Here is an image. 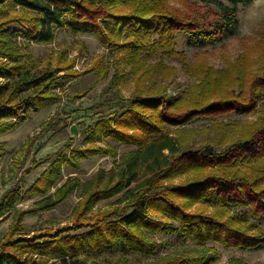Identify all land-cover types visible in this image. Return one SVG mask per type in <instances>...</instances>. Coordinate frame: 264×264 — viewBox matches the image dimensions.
I'll return each mask as SVG.
<instances>
[{"label": "trees", "instance_id": "1", "mask_svg": "<svg viewBox=\"0 0 264 264\" xmlns=\"http://www.w3.org/2000/svg\"><path fill=\"white\" fill-rule=\"evenodd\" d=\"M179 1L194 4L180 10L171 0H0V136L61 103L58 91L83 76L73 71L75 60L66 62V51L58 55L55 65L49 61L40 66L24 51L30 43L54 42L60 29L93 35L115 55L116 73L104 91L108 99L97 108L117 107L88 127L86 146L75 149V138H70L56 153L32 161L31 169L48 164L29 190L33 197H41L32 207L18 208L19 184L0 197V224L11 219L7 235L0 240V264H99L101 256L113 253L121 258L100 264H129L132 255L150 259L143 264H215L219 254L207 247L212 243L247 251L264 249L260 231L264 221V35L257 47L260 70L253 75L246 72L245 56L216 71L202 58L207 53L189 61L177 45L180 35L201 49L234 35L239 27L238 6L254 0ZM12 25L17 28L11 29ZM153 35L157 41H151ZM159 50L163 59L178 62L198 83L186 91L180 89L177 97L157 88L156 80L170 78L174 71L161 63L148 64ZM104 59L88 72L99 68L107 78L110 69ZM129 75L136 89L125 99L120 88ZM250 114L257 119L217 123L221 118ZM53 120L27 140L20 156L29 155ZM201 120L221 126L223 136L216 145L195 148L192 138L185 137L191 134L190 126ZM106 139L137 149L82 185L71 223L26 234L28 215L54 210L78 189L80 181L75 176L59 186L65 164L79 170L80 161L94 156L118 158L114 148L97 146ZM6 147L0 142V167ZM112 199L116 200L109 208L97 211L100 203ZM158 236H174L207 249L199 255L160 256L170 243L157 240Z\"/></svg>", "mask_w": 264, "mask_h": 264}, {"label": "rangeland", "instance_id": "2", "mask_svg": "<svg viewBox=\"0 0 264 264\" xmlns=\"http://www.w3.org/2000/svg\"><path fill=\"white\" fill-rule=\"evenodd\" d=\"M171 4L180 10H186L187 6H192L194 3L171 0ZM201 5L198 4V7L202 8ZM238 9L239 27L234 35H225L216 44L208 45L202 49L190 45L188 38L180 35L177 40L178 51L186 52L189 61H193L201 52L207 53L202 58H204L210 68L216 71L227 68V66L236 63L239 57L245 56L246 72L250 71V74L253 75L254 72L260 70L258 63L260 52L257 47H260L264 35V0H254L249 5L241 4L238 6ZM202 12L205 13L206 9H203ZM10 27L11 29L17 28L15 25ZM20 40L23 42L22 38ZM157 40V36L153 35L151 41ZM24 51L29 53L39 66L47 64L49 61L50 64L55 65L58 55L66 51L68 53L66 62L70 63V61L75 60L76 63L73 71L83 74L82 77L70 82L58 91L62 95L61 103L33 114L28 121L19 124L15 130L0 136V142L7 144L6 151L1 157L0 197L16 184H19L22 189V201L18 204V208L25 210L32 207L41 199L40 196L33 197L30 195L29 190L36 179L48 169V164L38 169H31L32 161L40 160L51 153H56L70 138H75V149L86 146L85 139L89 133L88 127L93 128L103 113L109 114L116 110L117 107L110 108L106 106L102 109L97 108L98 105H102L108 99V94L104 91L107 89L112 77H114L116 69L113 66L115 55L93 35L83 33L73 34L66 29H60L57 30L54 42L30 43L29 47L25 48ZM161 53L162 51L159 50L158 54H155L148 64L157 66L161 63L167 69L172 68L174 71L170 78L162 77V79L156 80L158 81L156 84L157 88L162 87V89L166 90L168 96L177 97L181 90L186 91L190 84L198 83L195 78L185 73L178 62L172 61L167 57L163 59ZM102 57H105V63L109 65L108 68L110 69L107 78H103V72L99 68L92 73L88 72ZM196 62L194 61V63ZM122 69L127 70L128 68L124 66ZM120 89L125 99L133 96L136 85L130 75L125 78ZM53 118V122H55L51 129L42 134L29 155L23 154L20 156L19 152L27 140L43 132V126ZM255 119H257V116L253 114L247 116H229L225 119H219L220 122L217 123L228 124L235 121L246 122ZM215 123L209 120L198 121L190 126V129H192L191 134L186 133L185 137L192 138L191 141L193 143L191 145L195 148H201L207 143L216 145L222 139L223 131L221 126ZM73 126L76 127L79 133L78 136H75L71 132ZM97 146L103 149L114 148L118 158L112 154L108 156H94L89 160L80 161L79 170L65 164L63 180L59 186L67 178L75 176L80 181L78 189L73 192L67 201L54 210L37 215H28L24 222L26 234L32 235L36 231L55 230L58 227L71 223L72 212L81 199L82 185L91 180L99 171H110L121 156L137 149L135 146L120 145L112 139H106L103 143H97ZM65 153L69 155L70 150H66ZM23 159L26 162L22 168L21 162L24 161ZM52 191L55 192L56 188ZM115 200L112 199L100 203L96 208L97 211L109 208ZM10 224L11 219L9 218L0 224V240L7 235ZM260 231L264 234V221L261 223ZM156 239L170 243V246L162 249L160 256L173 254L174 252L199 255L207 247H213L219 254L218 261L215 264H264V249L247 251L243 248H227L213 243L204 247L184 242L174 236L168 238L158 236ZM101 258V260H97V263L100 264L104 259L116 261L121 258V255L119 253L105 254ZM148 261H150L149 258L132 255L128 263L143 264Z\"/></svg>", "mask_w": 264, "mask_h": 264}, {"label": "water", "instance_id": "3", "mask_svg": "<svg viewBox=\"0 0 264 264\" xmlns=\"http://www.w3.org/2000/svg\"><path fill=\"white\" fill-rule=\"evenodd\" d=\"M71 132H72L75 136H78V135H79V133H78V131H77V129H76L75 126L72 127Z\"/></svg>", "mask_w": 264, "mask_h": 264}]
</instances>
